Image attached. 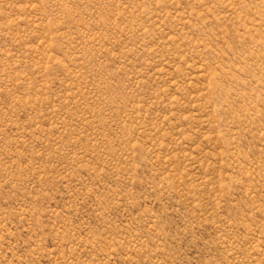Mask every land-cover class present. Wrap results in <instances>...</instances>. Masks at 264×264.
Masks as SVG:
<instances>
[{
    "label": "rangeland",
    "instance_id": "obj_1",
    "mask_svg": "<svg viewBox=\"0 0 264 264\" xmlns=\"http://www.w3.org/2000/svg\"><path fill=\"white\" fill-rule=\"evenodd\" d=\"M0 264H264V0H0Z\"/></svg>",
    "mask_w": 264,
    "mask_h": 264
}]
</instances>
